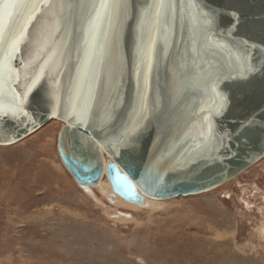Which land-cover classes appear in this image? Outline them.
I'll list each match as a JSON object with an SVG mask.
<instances>
[{
    "label": "water",
    "instance_id": "obj_1",
    "mask_svg": "<svg viewBox=\"0 0 264 264\" xmlns=\"http://www.w3.org/2000/svg\"><path fill=\"white\" fill-rule=\"evenodd\" d=\"M54 120L77 185L104 154L128 202L237 178L264 157V0H0V145Z\"/></svg>",
    "mask_w": 264,
    "mask_h": 264
},
{
    "label": "rangeland",
    "instance_id": "obj_2",
    "mask_svg": "<svg viewBox=\"0 0 264 264\" xmlns=\"http://www.w3.org/2000/svg\"><path fill=\"white\" fill-rule=\"evenodd\" d=\"M63 126L0 145V264H264V157L204 193L116 204L68 172Z\"/></svg>",
    "mask_w": 264,
    "mask_h": 264
},
{
    "label": "bare ground",
    "instance_id": "obj_3",
    "mask_svg": "<svg viewBox=\"0 0 264 264\" xmlns=\"http://www.w3.org/2000/svg\"><path fill=\"white\" fill-rule=\"evenodd\" d=\"M54 121H56V120H54ZM61 122V121H60ZM49 123V122H48ZM64 125V124H63ZM1 146H6V145H1ZM102 168H103V170H102V175H101V177H100V179H99V181H98V183L96 184V188L101 192V193H103L104 195H105V197H108V196H110L111 194H112V191H113V189H112V187H111V185H110V183H109V181H108V178H107V174H106V166H107V164H108V158L106 157V155H104V154H102ZM262 159V158H261ZM260 159V160H261ZM258 162V161H257ZM64 164V163H63ZM253 166V165H252ZM250 168V167H249ZM249 168H247L245 171H247ZM245 171H243V172H245ZM242 172V173H243ZM72 176V175H71ZM74 179V178H73ZM107 180V189H105L104 190V180ZM237 180V179H236ZM224 185V184H223ZM90 186L91 185H87V186H83V189H85V190H90ZM114 192V191H113ZM115 193V192H114ZM138 194L141 196V198H143V201H148V200H156V199H154V198H150V197H147L146 195H144L143 193H141L139 190H138ZM116 196L114 197L115 198V203L116 204H125V205H127L126 204V202L128 203V201H125V200H123L121 197H119L117 194H115ZM91 197H93V196H91ZM150 202V201H149ZM36 217V216H35ZM40 217V216H39ZM36 218H38V217H36ZM187 261V260H186Z\"/></svg>",
    "mask_w": 264,
    "mask_h": 264
},
{
    "label": "snow or ice",
    "instance_id": "obj_4",
    "mask_svg": "<svg viewBox=\"0 0 264 264\" xmlns=\"http://www.w3.org/2000/svg\"><path fill=\"white\" fill-rule=\"evenodd\" d=\"M15 6H18V7H24L23 4H21V5H15ZM159 6L162 7L163 5L161 4V5H159ZM102 7L107 8V7H108V4L105 3V4L102 5ZM28 19L31 20V16H29ZM20 35L22 36V35H23V32H21ZM19 39H20V37H17V42H19ZM15 50H16V48H15V43H14V44H13V51H15Z\"/></svg>",
    "mask_w": 264,
    "mask_h": 264
}]
</instances>
